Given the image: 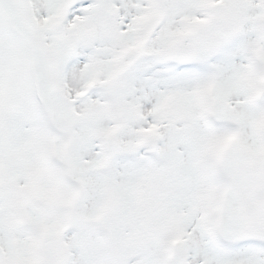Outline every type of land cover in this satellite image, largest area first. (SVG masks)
Segmentation results:
<instances>
[{
  "label": "snow or ice",
  "instance_id": "6c2138e0",
  "mask_svg": "<svg viewBox=\"0 0 264 264\" xmlns=\"http://www.w3.org/2000/svg\"><path fill=\"white\" fill-rule=\"evenodd\" d=\"M0 264H264V0H0Z\"/></svg>",
  "mask_w": 264,
  "mask_h": 264
}]
</instances>
